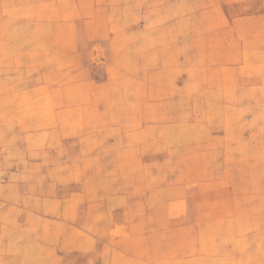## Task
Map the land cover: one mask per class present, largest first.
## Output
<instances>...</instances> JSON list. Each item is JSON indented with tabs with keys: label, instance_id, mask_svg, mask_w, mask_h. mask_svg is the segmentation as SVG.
Instances as JSON below:
<instances>
[{
	"label": "rangeland",
	"instance_id": "rangeland-1",
	"mask_svg": "<svg viewBox=\"0 0 264 264\" xmlns=\"http://www.w3.org/2000/svg\"><path fill=\"white\" fill-rule=\"evenodd\" d=\"M0 264H264V0H0Z\"/></svg>",
	"mask_w": 264,
	"mask_h": 264
}]
</instances>
